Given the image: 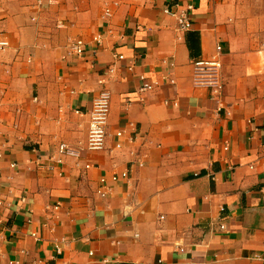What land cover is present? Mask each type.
<instances>
[{
  "label": "crops",
  "instance_id": "crops-1",
  "mask_svg": "<svg viewBox=\"0 0 264 264\" xmlns=\"http://www.w3.org/2000/svg\"><path fill=\"white\" fill-rule=\"evenodd\" d=\"M0 32V264H264V0H0Z\"/></svg>",
  "mask_w": 264,
  "mask_h": 264
},
{
  "label": "built area",
  "instance_id": "built-area-1",
  "mask_svg": "<svg viewBox=\"0 0 264 264\" xmlns=\"http://www.w3.org/2000/svg\"><path fill=\"white\" fill-rule=\"evenodd\" d=\"M29 1L30 6L41 9L46 7L49 4H53L58 0H27ZM194 6L189 4L187 9L183 11L179 15V26L182 30H189L193 23H192V11ZM109 14L110 11L107 10ZM59 26H63V23H60ZM2 33L0 32V49H3L5 46L4 40L1 38ZM94 41L98 44H101L102 37L97 35L94 37ZM87 50L86 42L81 39L77 38L71 41L69 45V53L73 55H83ZM118 58H123V55H116ZM195 66V81L197 85H201L207 88H210L214 93H220L222 89V81H221V69L222 63L219 59L218 55H214L211 58H204V59H195L193 61ZM142 80L146 83L141 87V90H150L153 88V84L147 82L146 75L141 76ZM101 84V89L93 101L92 108L89 113V131L88 137L86 142V147L88 150H101L105 147L106 138H107V127L109 123V115H110V108H111V92L106 87V82L104 80L99 81ZM117 136H123V131H119ZM117 148H120L122 145L118 143ZM58 152L61 157L66 155L78 156L79 153L69 147L66 143H62L59 145ZM14 166V164H13ZM90 167V165H87ZM120 177H128L127 172H123L121 175H113L112 180L116 181ZM107 179L102 177L100 179L101 184H105ZM99 193L102 196L107 195V190L103 188L99 189ZM220 228H225V225L222 223L220 224ZM60 250V247H57ZM104 264H107V261H103Z\"/></svg>",
  "mask_w": 264,
  "mask_h": 264
}]
</instances>
